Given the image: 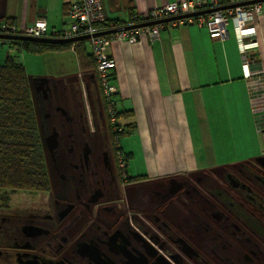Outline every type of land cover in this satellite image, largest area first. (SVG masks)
<instances>
[{"label": "crops", "instance_id": "crops-1", "mask_svg": "<svg viewBox=\"0 0 264 264\" xmlns=\"http://www.w3.org/2000/svg\"><path fill=\"white\" fill-rule=\"evenodd\" d=\"M72 1L0 0V22L11 21L21 32L44 19L50 35L68 27L66 11ZM175 1L181 0H100L105 21L125 26L133 15L141 17ZM228 31L229 37L221 41L210 39L197 25L166 26L153 41L145 35L132 43L110 41L120 147L128 158L129 177H144L128 189L237 165L264 168V129L257 128L231 23ZM256 40L264 87L263 15L256 19ZM85 50L90 54L87 44ZM14 53L15 48L0 41V64ZM20 60L28 75L44 159L49 139L50 149L107 141L101 91L99 110L90 97L95 69L82 63L74 47L40 55L21 52ZM5 191L10 195L11 190Z\"/></svg>", "mask_w": 264, "mask_h": 264}, {"label": "flooded vegetation", "instance_id": "flooded-vegetation-1", "mask_svg": "<svg viewBox=\"0 0 264 264\" xmlns=\"http://www.w3.org/2000/svg\"><path fill=\"white\" fill-rule=\"evenodd\" d=\"M108 133L100 145L50 149L49 139L45 191L11 190L9 196L0 189V264H166L165 254L145 239L143 221L128 217V186L141 181H129L120 140L114 143ZM118 154L125 159L124 173ZM28 193L44 197L28 202ZM157 206L137 203L136 216L161 225Z\"/></svg>", "mask_w": 264, "mask_h": 264}, {"label": "rangeland", "instance_id": "rangeland-1", "mask_svg": "<svg viewBox=\"0 0 264 264\" xmlns=\"http://www.w3.org/2000/svg\"><path fill=\"white\" fill-rule=\"evenodd\" d=\"M96 76L90 75L89 90L99 110ZM128 192V217L143 221L148 244L162 255L172 254L171 259L163 255L171 264H264L263 167L246 164L186 174ZM25 196L32 198L28 202L44 197ZM137 203L162 208L163 216H157L162 224H149L144 214L136 216Z\"/></svg>", "mask_w": 264, "mask_h": 264}, {"label": "built area", "instance_id": "built-area-1", "mask_svg": "<svg viewBox=\"0 0 264 264\" xmlns=\"http://www.w3.org/2000/svg\"><path fill=\"white\" fill-rule=\"evenodd\" d=\"M205 11L210 12L192 15ZM262 15L264 16V0H181L151 10L141 17L133 15L128 25L120 27L112 22L106 23L100 0H73L67 11L70 20L67 28L48 35L44 19H37L21 32L13 26L0 22V35L61 40L88 36L85 41L95 63V73L105 106L107 126L114 143L118 144L121 128L114 102L117 94L113 83L115 63L107 53L110 41L120 40L132 43L140 35H145L153 41L158 39L160 31L166 26L197 25L206 29L210 39L224 41L229 37L228 26L232 24L239 53L244 59L243 76L250 83V101L256 113L257 128L264 129V87L260 81L262 72L258 69L259 45L256 40V19ZM170 18L177 19L162 22ZM152 22L160 23L134 27ZM101 24L106 26L98 27ZM125 27L134 28L123 29ZM118 29L123 30L97 36V34ZM117 165L124 173L125 159L121 154H118Z\"/></svg>", "mask_w": 264, "mask_h": 264}, {"label": "trees", "instance_id": "trees-1", "mask_svg": "<svg viewBox=\"0 0 264 264\" xmlns=\"http://www.w3.org/2000/svg\"><path fill=\"white\" fill-rule=\"evenodd\" d=\"M71 3L67 6V11ZM3 23L13 26L11 21ZM112 23L115 26H125L119 22ZM105 26L106 24L98 25L100 28ZM0 41H6L10 49L16 50V53L8 54L0 64V189L45 191L48 186V176L44 152L31 99L28 75L20 60V53L40 55L74 47L82 63L88 68L95 69V63L92 54H88L85 50L87 43L85 40L68 44H49L28 40ZM125 158L127 163V156ZM142 180L144 177L140 176L129 178L130 182Z\"/></svg>", "mask_w": 264, "mask_h": 264}, {"label": "water", "instance_id": "water-1", "mask_svg": "<svg viewBox=\"0 0 264 264\" xmlns=\"http://www.w3.org/2000/svg\"><path fill=\"white\" fill-rule=\"evenodd\" d=\"M209 12L210 11L199 12V13L192 14V15L195 16V15H198V14H204V13H209ZM182 17H187V16H182ZM177 18H181V17H177ZM177 18L165 19L162 22H169V21L175 20ZM156 23H160V22H152V23H147V24H140V25L134 26V27L149 26V25H153V24H156ZM134 27H125L123 29H129V28H134ZM123 29L103 32V33L97 34V36L108 35V34H111V33L117 32V31H121ZM86 39H88V36L61 40V39H54V38H32V37H23V36H3V35H0V40H28V41H33V42H41V43H49V44H68V43H74V42H77V41H84Z\"/></svg>", "mask_w": 264, "mask_h": 264}]
</instances>
